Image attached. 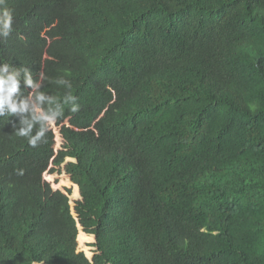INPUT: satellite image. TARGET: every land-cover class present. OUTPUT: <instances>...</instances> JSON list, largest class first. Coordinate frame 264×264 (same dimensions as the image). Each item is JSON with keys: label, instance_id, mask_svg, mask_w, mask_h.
Masks as SVG:
<instances>
[{"label": "trees", "instance_id": "obj_1", "mask_svg": "<svg viewBox=\"0 0 264 264\" xmlns=\"http://www.w3.org/2000/svg\"><path fill=\"white\" fill-rule=\"evenodd\" d=\"M3 7L0 62L80 111L0 117V264H264V0Z\"/></svg>", "mask_w": 264, "mask_h": 264}, {"label": "clouds", "instance_id": "obj_2", "mask_svg": "<svg viewBox=\"0 0 264 264\" xmlns=\"http://www.w3.org/2000/svg\"><path fill=\"white\" fill-rule=\"evenodd\" d=\"M5 2L0 0V37L7 39L13 31V17L3 7ZM47 79L41 72L34 80L30 68L0 62V117H17L19 123L14 126V134L26 139L32 148L47 142L49 132L64 118L66 108L72 114L80 111L70 80L64 77L55 80L65 89L63 96L57 97L42 90ZM24 89L31 91L25 95Z\"/></svg>", "mask_w": 264, "mask_h": 264}, {"label": "rangeland", "instance_id": "obj_3", "mask_svg": "<svg viewBox=\"0 0 264 264\" xmlns=\"http://www.w3.org/2000/svg\"><path fill=\"white\" fill-rule=\"evenodd\" d=\"M64 174H62L61 176H63Z\"/></svg>", "mask_w": 264, "mask_h": 264}]
</instances>
